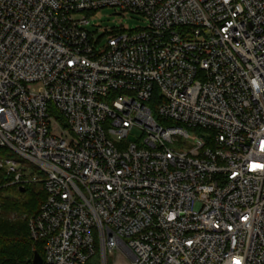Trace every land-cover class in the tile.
<instances>
[{
  "label": "built area",
  "instance_id": "obj_1",
  "mask_svg": "<svg viewBox=\"0 0 264 264\" xmlns=\"http://www.w3.org/2000/svg\"><path fill=\"white\" fill-rule=\"evenodd\" d=\"M0 151L45 264H264V0H0Z\"/></svg>",
  "mask_w": 264,
  "mask_h": 264
},
{
  "label": "trees",
  "instance_id": "obj_2",
  "mask_svg": "<svg viewBox=\"0 0 264 264\" xmlns=\"http://www.w3.org/2000/svg\"><path fill=\"white\" fill-rule=\"evenodd\" d=\"M4 154L0 151V157ZM17 194L10 198L9 192ZM45 199L41 185L25 186L23 192L13 186H6L0 177V264H34L39 257L43 264L44 255L41 244L30 240L28 219L35 216ZM15 216V220H10Z\"/></svg>",
  "mask_w": 264,
  "mask_h": 264
},
{
  "label": "rangeland",
  "instance_id": "obj_3",
  "mask_svg": "<svg viewBox=\"0 0 264 264\" xmlns=\"http://www.w3.org/2000/svg\"><path fill=\"white\" fill-rule=\"evenodd\" d=\"M88 20H89V26L86 28L87 30L93 33L100 30V32L94 36L95 40L98 39L99 37H102L105 34L104 30L106 29L118 28L123 26L125 29L133 30L138 28H145L147 26L144 18L130 14L123 15L122 13H120L118 9H114V8H106L97 11L92 15H90ZM105 41H106L105 39L102 40L100 45H98V50L102 48ZM139 136H140L139 132L133 130L132 132L129 133V137L127 140L129 142H134L138 139ZM3 157L4 156L2 154L0 158ZM0 175H2L1 171H0ZM9 195L10 198H17V194L14 193L13 191H10ZM9 219L15 220V216H10ZM96 261L97 260H95V262ZM111 261L112 260H109V263H111Z\"/></svg>",
  "mask_w": 264,
  "mask_h": 264
},
{
  "label": "water",
  "instance_id": "obj_4",
  "mask_svg": "<svg viewBox=\"0 0 264 264\" xmlns=\"http://www.w3.org/2000/svg\"><path fill=\"white\" fill-rule=\"evenodd\" d=\"M20 192H23V189H20ZM34 264H43L42 260L39 257L34 258Z\"/></svg>",
  "mask_w": 264,
  "mask_h": 264
}]
</instances>
